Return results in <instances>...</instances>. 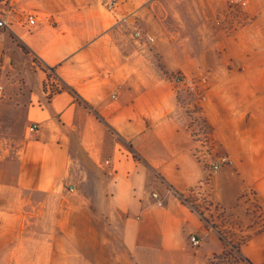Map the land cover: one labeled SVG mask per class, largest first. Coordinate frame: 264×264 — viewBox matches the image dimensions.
<instances>
[{"label": "crops", "instance_id": "crops-1", "mask_svg": "<svg viewBox=\"0 0 264 264\" xmlns=\"http://www.w3.org/2000/svg\"><path fill=\"white\" fill-rule=\"evenodd\" d=\"M87 3L0 0V18L8 22L0 27V77L35 79L24 84L27 94L21 99L14 100L12 89H6L0 110L14 112L0 116V135L20 142L14 189L43 195L37 202L28 199L18 212L22 227L15 238L13 233L12 241L18 240L9 250L13 260L0 251V264H25V255L32 264H184L190 259V264H207L223 243L214 225L220 215L217 206L234 213L237 209L230 206L250 202L251 193L264 205V0H247L245 6L208 0L211 14H191V40L207 45L208 77L218 81L208 85L197 104L215 126L214 149L237 159L214 176L208 171L212 160L199 157L200 141L189 130L184 107L176 104L174 87L161 76L145 78L142 65L118 62L120 39L113 32L130 23L144 0H119L117 11L106 10L101 0L103 31L91 38L80 16ZM30 14L36 16L34 24L28 22ZM75 15L79 21L72 20ZM135 42L148 43L144 38ZM107 44L110 49L102 50ZM215 49L223 54L219 57ZM47 72L67 88L48 96L43 87ZM33 123L38 129L31 135ZM164 184L185 194L200 185L196 204L204 210L168 193ZM4 186L0 183V189ZM86 190L93 196H82ZM156 191L162 205L153 197ZM46 205L50 227L42 232L34 223ZM89 206L99 214H85ZM7 210L0 204V225L13 214ZM82 218L95 228L81 230L75 222ZM54 223L62 228L55 232ZM185 224L190 227L187 235ZM58 231L69 253L55 250ZM87 231L106 234L116 246L83 245L81 233ZM73 233L79 234L78 241ZM193 234L201 238L199 246L192 245ZM242 253L254 264H264L262 223Z\"/></svg>", "mask_w": 264, "mask_h": 264}, {"label": "rangeland", "instance_id": "rangeland-1", "mask_svg": "<svg viewBox=\"0 0 264 264\" xmlns=\"http://www.w3.org/2000/svg\"><path fill=\"white\" fill-rule=\"evenodd\" d=\"M85 14H81L83 21H85L86 26H88L87 35L88 38L95 37L99 35L103 29L101 27L102 20V11L105 8L101 4V0H87ZM208 0H144V4L139 8L138 14H131L132 19H129L130 23L125 22L124 25L117 26V31H114V36L119 38L118 43V62L121 64L128 60V62L135 68L140 69L145 73L146 77H151L150 79L155 78L154 75L161 76L165 82L172 85L175 89V101L176 104H181L184 107L185 114L188 120L189 130L192 133V136L200 141V146L198 147L199 157H206L207 159L212 160L209 164L208 171L209 175L214 176L218 171L212 169V163L222 155H229L227 153H220L216 144L213 142V134H215V126L211 125L208 120L204 117L202 107L197 104L198 97H204L206 94V89L209 84L216 85L218 83L217 79H210L208 76V70L210 69V63L207 60V45H195L196 42L191 40L192 31L190 26L192 25V16L194 12L199 14L201 17L211 14L208 8ZM119 8V0H118ZM117 8V9H118ZM106 9V8H105ZM107 10V9H106ZM117 11V10H116ZM102 12V13H101ZM79 15H75V19L72 16V20H78ZM128 18L130 16H127ZM140 30L143 33H151L155 37V42H148L145 44H139L135 42L137 39H142V37H135L134 32ZM82 31V30H81ZM93 33V34H91ZM206 30L204 29L200 35H205ZM110 37V35H108ZM198 39V38H197ZM181 41L184 43L181 45ZM105 45V44H104ZM101 46L102 50H108L110 47ZM129 52V53H128ZM134 55L132 58L126 59V55ZM196 53V59H192L193 54ZM215 54H218L219 57L223 54L221 49L216 50ZM143 55V56H142ZM192 59V60H191ZM46 72V71H45ZM178 76H186L193 79L194 89H190L184 83H180L176 80ZM30 80H35L34 78H27L25 75L22 77H11L8 74L0 77V85H5L4 92L0 96V102L6 97V89H12L11 97L14 100L21 99V95L24 93L27 94L24 84L31 82ZM44 89L48 96H52L56 93L57 90L66 89L67 85L55 74L47 72V76L44 79ZM9 95V94H8ZM214 97L222 98L220 95H214ZM218 101H220L218 99ZM169 106L168 104L164 107ZM222 106V103H221ZM13 110L8 108L0 110V116L6 117L12 115ZM97 117H99L97 115ZM120 139V137L118 138ZM123 144L128 146L129 143L120 139ZM213 142V143H212ZM125 145V146H126ZM213 145V146H212ZM126 148V147H125ZM20 151V142L14 141L13 138L8 137L6 134L0 135V183L5 184V186L0 189V204L7 210V212L12 211L13 214L6 215L5 221L0 225V251L7 252V259L13 260L10 257V248L14 249V246H17L18 240L14 239L16 237L18 228L22 227L21 218L18 217V212L27 207L29 202L28 199H31L35 202L42 199L43 195L36 193H21L22 191L14 189L12 182L14 180V175L18 163V152ZM120 151H123L120 148ZM231 156V155H229ZM232 157V156H231ZM233 163L228 165H236L237 159L232 157ZM227 166V165H224ZM90 178H93L90 176ZM215 182L220 183V179L216 177ZM168 193L183 198L185 201L192 203L195 207L200 210H204V205H197L196 193H200L198 185L190 189L188 192L182 193L176 188L165 185ZM158 190V189H156ZM77 192L78 190L75 189ZM160 198L162 199L159 191H156ZM174 192V193H173ZM217 192H221L217 191ZM91 191H84L82 196H93L90 194ZM72 197V196H71ZM163 200V199H162ZM245 199L243 203L247 204V207H242L241 204H234L230 207H234L236 212L227 213L226 208L223 206H217L216 213L219 212L220 215L215 216L216 225L219 228V232L222 235L223 243L220 246L221 250L218 254H212L207 260V264H254V262L242 253V246L246 244V241L253 237L256 230H260L261 223L264 225V205L261 204L256 193H251V200ZM241 205V206H240ZM44 211L41 212L40 218L36 223H34L35 228H39L40 231H46L50 226L47 218L45 217L49 213V206L46 205ZM36 208V207H35ZM223 209V210H222ZM37 209H35L36 211ZM95 206H89L85 210V214H99ZM204 213V211H203ZM63 216H58V219L61 220ZM206 217V215H204ZM208 217H206L207 219ZM219 218H225L226 221H222L226 227H222V223L217 221ZM30 219V218H28ZM37 219V216L32 220ZM86 218H82V222H75L76 225L80 223V229L84 230L90 226L94 229V222L90 223ZM42 221V222H41ZM94 221V219L92 220ZM208 221L211 222L212 218H208ZM73 224V225H75ZM94 224V225H93ZM52 225V224H51ZM29 226H33L32 223H29ZM185 234H189L190 227L189 225H183ZM56 232L58 229H61L59 223H54L51 229ZM245 231V232H244ZM13 233H15L13 238ZM58 238H56L54 248L57 251L63 252L64 238H62V233L58 231ZM74 239L78 241L79 234H72ZM81 241L83 245H86L88 241L92 247L97 245L102 248L110 245L112 242L113 246H116L115 241L111 237H107L106 234L102 236H97L93 231H87L81 233ZM97 237V238H96ZM12 244L13 247L10 245ZM232 245L240 248V252L236 253L234 256L228 254L231 250ZM46 246V242L44 243ZM64 252L69 253L68 250L64 249ZM224 253V254H223ZM94 257V254L92 255ZM221 256V258H218ZM192 257V255H191ZM240 257V259H239ZM25 264H32L31 257L26 258L24 256ZM27 259V260H26ZM192 260L184 262V264H190Z\"/></svg>", "mask_w": 264, "mask_h": 264}, {"label": "built area", "instance_id": "built-area-1", "mask_svg": "<svg viewBox=\"0 0 264 264\" xmlns=\"http://www.w3.org/2000/svg\"><path fill=\"white\" fill-rule=\"evenodd\" d=\"M104 6L106 7V9H108L109 11H116L118 8V0H102ZM230 3L232 5H242L245 6L247 4V0H230ZM28 22L30 24H34L36 22V16L34 14H30L28 16ZM4 26H8V22L6 19H2L0 18V27H4ZM134 36L139 38L142 37L144 39H146V41L148 42H155V37L151 34V33H143L140 30H136L134 32ZM176 80L180 83H184L185 85H187L190 89H194V83H193V79L186 77V76H178L176 78ZM3 90L4 87L3 85H0V96L3 94ZM118 92L115 91L113 94V98H117ZM38 129V123H33L30 126V132L31 135L33 132H35ZM107 162H109V160H107ZM234 161L232 159L231 156L229 155H222L220 156L218 159H216L213 163H212V169L214 171H218L222 166L224 165H228V164H232ZM70 191H74L75 187L74 186H70L69 187ZM174 193V192H173ZM153 197L157 200V203L159 205L163 204V200L160 198L159 194L157 192L153 193ZM190 241L192 243L193 246H199L202 242L201 238L196 235L193 234L190 237Z\"/></svg>", "mask_w": 264, "mask_h": 264}, {"label": "trees", "instance_id": "trees-1", "mask_svg": "<svg viewBox=\"0 0 264 264\" xmlns=\"http://www.w3.org/2000/svg\"><path fill=\"white\" fill-rule=\"evenodd\" d=\"M62 90H65V89H60V90H57L56 91V93H59V92H61ZM74 92H76L75 90H73ZM241 250H240V248H238L237 246H235V245H232V248H231V250L228 252V254H231V255H235L236 253H239ZM224 254V253H223ZM218 258H221V256H219ZM239 259H240V257H239Z\"/></svg>", "mask_w": 264, "mask_h": 264}]
</instances>
